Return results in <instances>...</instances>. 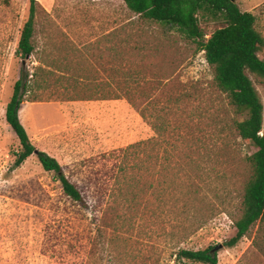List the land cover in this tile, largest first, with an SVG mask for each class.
Masks as SVG:
<instances>
[{
  "label": "rangeland",
  "instance_id": "374dc122",
  "mask_svg": "<svg viewBox=\"0 0 264 264\" xmlns=\"http://www.w3.org/2000/svg\"><path fill=\"white\" fill-rule=\"evenodd\" d=\"M36 1L24 58L16 49L29 0H0V264H204L176 262L174 251L219 244L217 264H264L259 221L225 245L254 149L198 43L123 0ZM235 2L264 37V0ZM219 25L201 22L207 36ZM23 69L20 121L81 203L36 154L14 165L19 141L5 108ZM249 76L264 134V83Z\"/></svg>",
  "mask_w": 264,
  "mask_h": 264
},
{
  "label": "trees",
  "instance_id": "16d2710c",
  "mask_svg": "<svg viewBox=\"0 0 264 264\" xmlns=\"http://www.w3.org/2000/svg\"><path fill=\"white\" fill-rule=\"evenodd\" d=\"M123 1L128 10L141 18L175 29L196 41L204 51L206 61L213 67L216 86L226 94L234 112L242 117L235 121V127L239 136L248 141L254 151L248 157L251 175L244 188L241 216L234 222L236 232L225 241L226 246H233L256 221L264 224L263 104L249 76L251 74L264 83V59L258 55L264 47V37L255 27L256 17L251 12L240 10L235 0ZM36 4V0H29L28 18L17 44L16 53L24 58L33 52L31 39ZM201 22H216L220 25L207 36ZM29 75L25 69L22 70L5 108V120L19 141V149L13 154L14 165L19 166L29 156L36 154L42 168L55 173L64 194L81 203V191L65 176L54 157L34 147L20 121L19 109L23 93L30 86ZM131 91L130 88L125 89L128 95ZM152 128L156 130L154 124ZM212 249H177L174 251V261L217 264V253L212 252Z\"/></svg>",
  "mask_w": 264,
  "mask_h": 264
},
{
  "label": "water",
  "instance_id": "95a60500",
  "mask_svg": "<svg viewBox=\"0 0 264 264\" xmlns=\"http://www.w3.org/2000/svg\"><path fill=\"white\" fill-rule=\"evenodd\" d=\"M233 1V0H232ZM28 57V56H27ZM223 245L219 244L217 246H215L213 249H212V252H216L218 249H220Z\"/></svg>",
  "mask_w": 264,
  "mask_h": 264
}]
</instances>
